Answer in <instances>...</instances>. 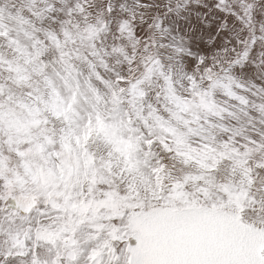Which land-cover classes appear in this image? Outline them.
<instances>
[{"label":"snow or ice","instance_id":"1","mask_svg":"<svg viewBox=\"0 0 264 264\" xmlns=\"http://www.w3.org/2000/svg\"><path fill=\"white\" fill-rule=\"evenodd\" d=\"M0 264H264V0H0Z\"/></svg>","mask_w":264,"mask_h":264}]
</instances>
